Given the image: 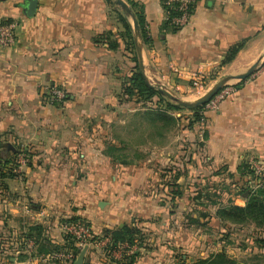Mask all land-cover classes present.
Segmentation results:
<instances>
[{
  "label": "crops",
  "instance_id": "obj_1",
  "mask_svg": "<svg viewBox=\"0 0 264 264\" xmlns=\"http://www.w3.org/2000/svg\"><path fill=\"white\" fill-rule=\"evenodd\" d=\"M25 1L0 0V21H18L13 43L0 46V149L27 155L22 179L0 177V264H54L46 255L69 246L59 224L71 217L99 236L122 226L137 231L123 260L89 246L83 264H187L226 250L238 233L223 237L208 200L241 206L245 193L209 184L231 179L237 191L251 160L264 166V63L226 88L200 133L172 112L165 123L153 107L120 98L134 65L120 14L132 38L133 29L112 0H32L24 12ZM131 1L146 29L150 82L178 87L183 76L214 67L242 73L263 53L264 0H197L177 30L163 0ZM46 84L65 90L63 103L43 101ZM170 182L181 190L174 204ZM25 239L34 241L36 257L24 250ZM242 244L231 246L236 252Z\"/></svg>",
  "mask_w": 264,
  "mask_h": 264
},
{
  "label": "trees",
  "instance_id": "obj_2",
  "mask_svg": "<svg viewBox=\"0 0 264 264\" xmlns=\"http://www.w3.org/2000/svg\"><path fill=\"white\" fill-rule=\"evenodd\" d=\"M126 1L136 18L141 41L143 43H147L148 38L141 12L137 8H135L133 1L131 0H126ZM162 5L164 8V0L162 2ZM170 11H171L170 12L171 15L176 14L174 10L170 9ZM119 20L121 21L124 32L127 36L125 42L126 49H128L129 52L131 53V58L132 61L134 62L133 67L130 69V73L127 76H125L123 79L120 98L125 101H133L134 103L140 104L142 106H145L144 104H146L147 102L153 101L154 98L157 99L156 101L165 100V98L155 88L146 85L143 77L139 73L137 67V60L135 56L133 38L131 36L130 24L128 23L126 18L122 16V14H120ZM167 23L172 30H177L180 28L170 24L168 20ZM241 46H242L241 44L233 46L229 50V52L225 55V57L221 60L220 65L229 63L234 58L236 52L240 49ZM166 104L176 109L182 108L181 106L175 103H170L169 101H167ZM200 108L201 105L197 107L189 108L190 110L193 111L196 121H199L200 119V115L198 114ZM20 151L26 152L21 147H10V148L6 147L5 150L0 149V177L15 176V173L13 172V167L15 165L16 157ZM245 173L247 179L243 180L241 184L238 186V190H239L238 194L245 193L244 196L245 200L243 205L241 206L236 205L230 199H227L225 203L221 201H216L212 198L209 199L208 201L212 204L217 205V209L215 210V216L225 226L224 232H222L223 237H228L230 235L231 224L238 226L241 224L253 223L256 228H259L258 234L260 235L258 237H255L254 243L258 245V248L264 250V176L261 179H259V177L254 173V170L251 168L247 169ZM257 179H259L260 181L256 182ZM167 185L171 188L170 197L168 198L169 202L170 204H174L175 201L181 196L180 187L178 184L174 182L167 183ZM217 195L218 194L216 193L212 194V196L215 197H217ZM77 218L80 217H71L70 219L67 220H74ZM136 233L137 231L135 228L122 226L103 235H109L112 244H115L117 242H127L129 245H132L134 243ZM70 240L71 241L69 242V246L67 248L73 249L75 252H78L77 248L74 247L73 240L72 239ZM60 248L61 247L58 246L55 249H53L51 252ZM34 253L38 254L39 252L36 251ZM187 264H245V263H242L228 256L225 249L222 248L220 251L211 254L206 259L196 260L193 262H189Z\"/></svg>",
  "mask_w": 264,
  "mask_h": 264
},
{
  "label": "built area",
  "instance_id": "obj_3",
  "mask_svg": "<svg viewBox=\"0 0 264 264\" xmlns=\"http://www.w3.org/2000/svg\"><path fill=\"white\" fill-rule=\"evenodd\" d=\"M197 0H164V12L168 22L176 27H183L186 25L190 19L191 11ZM170 9L174 10L176 14L171 15ZM18 26V21L15 19L9 21H0V46L8 47L14 41V32ZM41 87L42 99L46 104L55 105L63 103L66 92L60 86L55 84H46ZM226 94V89H221L217 91L206 103L201 105V108L198 112L200 115L199 121L204 124L205 114L208 111H213L219 107V104L224 99ZM203 126L200 127V133L203 132ZM27 163L26 153L20 151L16 157L15 165L13 167V172L15 177L22 179L23 177V167ZM254 173L262 178L264 176V169L261 167V164L258 162L253 163ZM29 209H26L28 211ZM59 229L62 233L69 236L73 242L74 247L77 248L78 252H75L73 249H57L53 252L46 255V258L51 260L52 263H62V264H71L79 251L83 247H95L99 252L105 256L116 260H123L127 255H129L134 246L129 245L127 242H117L112 244L109 235H101L96 237L92 231L89 223L82 219L77 218L74 220H64L59 224ZM24 250L36 257L34 253V241L32 239H25L24 241Z\"/></svg>",
  "mask_w": 264,
  "mask_h": 264
},
{
  "label": "rangeland",
  "instance_id": "obj_4",
  "mask_svg": "<svg viewBox=\"0 0 264 264\" xmlns=\"http://www.w3.org/2000/svg\"><path fill=\"white\" fill-rule=\"evenodd\" d=\"M219 65H220V63H219ZM222 72H223V70L219 69V67L218 68L214 67V68H212V70L208 71L206 74L205 73L204 74L203 73H201V74L195 73L192 75L183 76L179 80V83L178 84L176 83L178 85V87H175V86L170 87V86H166V85L165 86L175 96L182 98L184 100L192 101V100L196 99L197 97L203 95L213 85V83H215V81L220 79L222 76L230 74V73H222ZM237 81H239V80L231 79L228 82H226V84L221 89H226L227 87H231ZM152 83H156V82H152ZM156 100L157 99L154 98L153 101L147 102L144 105H145V107H149V108L153 107V110L156 109V112H158V113H163V117H164L163 121L165 123L172 124V122H173V121H171L172 118L167 113V112H172L174 115L178 116L180 121H183L179 125H182V126L183 125H186V126L189 125V127H193L194 129L196 128L197 130H199L201 126L204 127L203 123H201L200 121H196L193 111L190 110L189 108H185L182 106H181L182 108H177V109L173 108L172 106H169L166 104L167 101H169L170 103H173L172 101L168 100L167 98H165V100H161V101H156ZM140 106H142V105H140ZM167 115L170 118H167L168 117ZM151 119H152V116L148 117L149 121H151ZM197 139H198V136L195 139V141H197ZM192 143H194V141H192ZM254 162H255L254 160H251V164H250L249 168L253 169V167H254L253 163ZM261 167L264 169V166L261 165ZM213 179H218V178H216L214 176ZM259 179H261V178H259ZM259 179H257L256 182L260 181ZM214 182L215 183L210 182L209 185L211 188L215 189L216 191H224V192L227 191L230 193V189H231V192H232L231 194H233L234 196H236L239 193L238 192L239 190L236 191V190L232 189L231 179H228L226 182H224V181L223 182L214 181ZM240 195L241 194H238L237 196H240ZM237 204H239V203H237ZM231 227H232V231H231L232 235H234V234L236 235V233H238V238L231 241L230 244L236 245L237 243H241V242L244 244L240 245L239 249L236 250V252L234 249H232L233 247L231 245H228V247L226 248L227 255L238 260V261H240V262H242V263H245V264H259V263L264 264V253H263L264 250L258 248V245L256 243H254L255 237L260 236L258 234L259 228H256L253 223H246V224L238 225L236 228H239V229L233 228L235 226H231ZM95 236L99 237V235H95ZM250 236H252V240L250 239ZM246 239H248V240H246ZM230 252H232V253H230ZM234 254H236V256H233Z\"/></svg>",
  "mask_w": 264,
  "mask_h": 264
},
{
  "label": "water",
  "instance_id": "obj_5",
  "mask_svg": "<svg viewBox=\"0 0 264 264\" xmlns=\"http://www.w3.org/2000/svg\"><path fill=\"white\" fill-rule=\"evenodd\" d=\"M32 0H26L25 1V6H24V12L27 10V5L31 2ZM120 9L125 13V15L131 20L132 23V29H133V43H134V50H135V56L137 60V67L139 70V73L143 77L146 85L149 87L155 88L162 96L167 98L168 100L172 101L173 103L185 107V108H192V107H197L199 105H203L206 103L217 91H219L225 84L231 79H245L248 77L250 74H252L259 65L264 63V50L263 53L261 54L260 58L256 60L254 63H252L244 72L238 73V74H229V75H224L201 96L197 97L196 99L192 101L184 100L182 98H179L175 96L172 92H170L165 85L161 83H152L150 82L144 72V65H143V54H142V41L140 37V32L138 29L137 21L132 13L129 5L126 3L125 0H112ZM87 247H83L79 253L77 254L75 260L72 262V264H83V258H84V253L86 251Z\"/></svg>",
  "mask_w": 264,
  "mask_h": 264
},
{
  "label": "bare ground",
  "instance_id": "obj_6",
  "mask_svg": "<svg viewBox=\"0 0 264 264\" xmlns=\"http://www.w3.org/2000/svg\"><path fill=\"white\" fill-rule=\"evenodd\" d=\"M237 61V60H236Z\"/></svg>",
  "mask_w": 264,
  "mask_h": 264
}]
</instances>
